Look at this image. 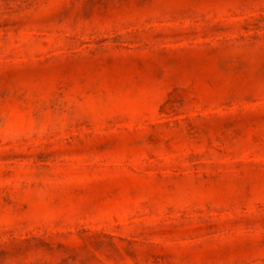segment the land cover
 Returning <instances> with one entry per match:
<instances>
[{"label": "rangeland", "instance_id": "374dc122", "mask_svg": "<svg viewBox=\"0 0 264 264\" xmlns=\"http://www.w3.org/2000/svg\"><path fill=\"white\" fill-rule=\"evenodd\" d=\"M0 264H264V0H0Z\"/></svg>", "mask_w": 264, "mask_h": 264}]
</instances>
